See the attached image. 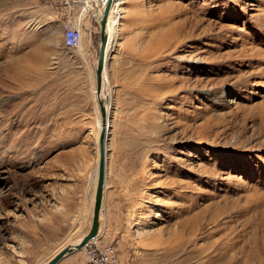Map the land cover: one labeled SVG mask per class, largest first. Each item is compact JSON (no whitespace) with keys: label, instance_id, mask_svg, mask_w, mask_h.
<instances>
[{"label":"rangeland","instance_id":"1","mask_svg":"<svg viewBox=\"0 0 264 264\" xmlns=\"http://www.w3.org/2000/svg\"><path fill=\"white\" fill-rule=\"evenodd\" d=\"M123 1L122 21L121 0L107 13L119 24L88 248L106 264H264V0ZM64 19L61 0H0V264H42L90 224L101 115L94 81L75 115Z\"/></svg>","mask_w":264,"mask_h":264},{"label":"water","instance_id":"2","mask_svg":"<svg viewBox=\"0 0 264 264\" xmlns=\"http://www.w3.org/2000/svg\"><path fill=\"white\" fill-rule=\"evenodd\" d=\"M109 3L107 2L103 11L100 13L98 5L91 11V16L98 26L99 44L97 57L95 61V84H96V95L97 103L101 115V127L98 134V149L99 157L96 171L95 188L91 206L90 224L88 230L78 239L66 244L54 253L44 264H56V262L66 253L82 248L89 240L93 239L99 231L100 227V213L102 210V202L105 188V177H106V138H107V118L108 111L106 114V101L107 96L101 97L102 86V72L105 66V45L107 39V33L105 31V20L108 13Z\"/></svg>","mask_w":264,"mask_h":264},{"label":"crops","instance_id":"3","mask_svg":"<svg viewBox=\"0 0 264 264\" xmlns=\"http://www.w3.org/2000/svg\"><path fill=\"white\" fill-rule=\"evenodd\" d=\"M82 29H84L83 23H82ZM62 42H63V38H62ZM82 45L84 46L85 51L82 53L79 47L74 48L73 51L74 56L70 58V60H68V65L73 67L72 69H68V74L71 76L72 73V77H73L72 83L74 84V86L77 87L74 89V91L82 95V98L80 99V104L77 107L79 111L75 114L76 116H79V118H82L84 116H89V108L87 107L89 100L88 92L90 94V100L93 99L91 94V87L93 85V81L95 82L94 69H95V61L98 51V49L97 51L95 50L91 37L85 38L82 41ZM82 214L85 215L86 214L85 211H83ZM83 217L85 220V216ZM87 230L88 228L85 230V232ZM84 233H82L80 237ZM72 241H69L62 245L59 244L51 248V250L48 251L46 255H44L45 259L42 264H44L46 260H48L60 248H62L66 244H69ZM56 264H91V263L88 261V258L84 252V248L82 247L66 253L56 262Z\"/></svg>","mask_w":264,"mask_h":264},{"label":"built area","instance_id":"4","mask_svg":"<svg viewBox=\"0 0 264 264\" xmlns=\"http://www.w3.org/2000/svg\"><path fill=\"white\" fill-rule=\"evenodd\" d=\"M61 1L63 2L65 14V19L62 24L63 44L69 48H77L80 46L82 41V23L80 17L88 13L89 17L93 19L90 13L96 4H93L92 0ZM91 240L83 245L88 261L91 264H106V257L102 251L95 253L93 249L88 248Z\"/></svg>","mask_w":264,"mask_h":264},{"label":"bare ground","instance_id":"5","mask_svg":"<svg viewBox=\"0 0 264 264\" xmlns=\"http://www.w3.org/2000/svg\"><path fill=\"white\" fill-rule=\"evenodd\" d=\"M91 1V0H89ZM93 1V4H97L98 7H100V13L101 11H103L104 7L106 6L107 2L109 3V0H92ZM122 2L120 3V7H118L117 9H115V12L116 14L119 13L120 17L121 18V21H122V16H123V9H122V6L124 5V1L121 0ZM116 0H110V6H112V4H116L115 3ZM111 8H109L110 10ZM119 24V20L117 18H113L111 17L110 15L107 14L106 16V20H105V31L107 33V39H106V45H105V66H104V69H103V72H102V86H103V90L101 91V97L103 96H107V89L108 87L106 86V83H107V80H106V73H105V70H106V66H107V59H108V55H109V52H110V47H111V44H113V35L115 34V30L117 28ZM83 35L84 33L82 32V38H83ZM82 44V43H81ZM80 44V45H81ZM80 47V46H79ZM105 86V87H104ZM95 95H96V84H95ZM96 100H97V95H96ZM106 105V114H107V111H108V102L106 101L105 103ZM100 116V114H99ZM106 125H108V119H107V123ZM100 127H101V118H100ZM100 130V129H99ZM99 134V133H98ZM97 158L99 157V149H98V152H97ZM98 163V162H97ZM97 163H96V166L93 168L92 170V174L90 176V180H92V183L94 184V188H95V181H96V171H97ZM94 191V190H93ZM93 194L94 192L92 193V200H93ZM100 228V227H99Z\"/></svg>","mask_w":264,"mask_h":264}]
</instances>
